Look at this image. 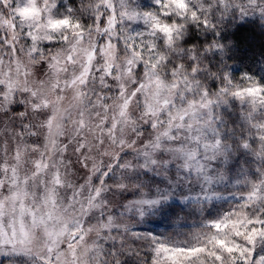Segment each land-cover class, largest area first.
Wrapping results in <instances>:
<instances>
[{
  "label": "rangeland",
  "instance_id": "1",
  "mask_svg": "<svg viewBox=\"0 0 264 264\" xmlns=\"http://www.w3.org/2000/svg\"><path fill=\"white\" fill-rule=\"evenodd\" d=\"M181 2L183 11L162 10L156 0H83L80 12L67 0H0V264L264 258V225L254 223L264 219V90L248 95L251 81L242 76L212 93L185 72L175 50L195 25L193 11L201 19L227 13L262 21L264 11L259 0H227V9L219 0ZM129 60L144 85L135 91L133 74L123 72ZM114 88L120 94L108 103ZM176 149L195 152L189 163L203 172L185 167ZM168 162L175 169L166 171ZM166 185L175 186V212L167 222L141 223L136 201ZM213 199L223 203L208 210ZM147 235L167 250L156 253Z\"/></svg>",
  "mask_w": 264,
  "mask_h": 264
},
{
  "label": "trees",
  "instance_id": "2",
  "mask_svg": "<svg viewBox=\"0 0 264 264\" xmlns=\"http://www.w3.org/2000/svg\"><path fill=\"white\" fill-rule=\"evenodd\" d=\"M67 1L72 9L76 8L80 12L85 10V6L82 4L83 0ZM151 1L146 0L149 4H151ZM82 14L84 15V12ZM210 21L213 24L211 30L193 25L186 30L181 39L180 49L177 48L179 50H177L176 60L182 63L185 72L192 71L195 67L196 73L194 74V78L198 82L199 87H206L212 93L220 90V85L224 82V73L229 75L231 81H235L242 76H249L264 83V21L247 16L237 17L235 14L231 15L227 13L222 15L214 14L210 17ZM100 35L103 36L104 32H101ZM213 41L218 46L211 48L209 46ZM193 48L200 57L196 64H193L188 59V52ZM137 68V62L129 60L123 70L124 73H129L130 76L133 74L131 78L134 91L139 89V85L137 84L142 79ZM135 72L138 75H134ZM211 73H216L220 79L213 78ZM109 91L111 95H109L107 102L111 103L114 101L113 99L119 96L120 91L115 88ZM181 91L178 90V92ZM178 92L176 93L177 96ZM175 132L174 128L168 131L169 134H174ZM166 143L168 144L169 141L166 140ZM173 164V162L166 163L165 170L175 169ZM219 165L220 163L217 166ZM148 170L151 171V169ZM169 203L174 205V207L178 206L177 203ZM222 203L223 201L221 200L213 199L210 202L208 210H214ZM206 216L210 217L209 215ZM197 223L203 225L202 222ZM160 227L159 225L157 230ZM149 229H152V227Z\"/></svg>",
  "mask_w": 264,
  "mask_h": 264
},
{
  "label": "snow or ice",
  "instance_id": "3",
  "mask_svg": "<svg viewBox=\"0 0 264 264\" xmlns=\"http://www.w3.org/2000/svg\"><path fill=\"white\" fill-rule=\"evenodd\" d=\"M213 2L215 3L216 0H213ZM251 3H253L254 5L256 4V0H250ZM157 5L163 10V9H167L169 7V5H174L177 6L180 10H185L186 9V5L184 3H180L179 5L176 4V0H164L163 3H161V0H156ZM219 4L224 7L225 9H227L229 7V4L227 2V0H219ZM259 7L261 8L262 11H264V3H260ZM209 11V9H202L203 13H207ZM122 14H126V13H122ZM167 14V13H165ZM146 15H148L146 13ZM129 18H133L132 16H129ZM96 20V22L98 24H103L104 23V19L102 16L96 17L94 18ZM191 19L194 22L195 25L199 26V27H203L204 29L207 30H211L213 28V24L210 21V18L208 15H204L203 18L201 19L198 15L196 11L191 12ZM70 22V21H69ZM79 26V25H77ZM129 39H131V37H129ZM218 45L216 44L215 41L212 42V44L209 46L211 48L217 47ZM209 50V49H208ZM199 56L196 53V50L190 49L188 52V59L193 63L196 64L199 60ZM143 70V69H141ZM193 74L196 73V68L194 67L192 69ZM171 75L173 76H179V70L175 69L174 66V71L171 73ZM211 76L215 79H220V77L216 74V73H211ZM248 80L251 81V85L246 88L244 91L248 94V95H255L256 93L260 92L261 90H264V86L259 85L254 79L252 78H246ZM185 81H187V76H185ZM223 81H224V85L220 88V92H227L229 90V88L232 86V81L229 78V75L227 73L223 74ZM139 87H144V85H140ZM236 96H241V92L240 91H236L233 93ZM134 96H138V93H134ZM204 96H207V91L205 90L204 92ZM179 117H172V119H177ZM152 128H156L157 124L153 123L151 124ZM168 127H171V121L169 122ZM262 129H264V126H261ZM160 135L162 136H168V131L165 130L163 132L160 133ZM169 139H171V137H169ZM260 140L264 141V135H261L259 137ZM159 139L156 138V143L153 146L154 148H158L159 147ZM146 147H148L146 145ZM244 147H247V145H244ZM177 152H180L183 156H184V166L185 167H193L195 166L198 172H203L204 170V165L199 164L198 162L195 165H191L189 163V161L193 160V158L195 157L196 153L195 152H188L184 149H176ZM123 155H126L123 154ZM145 155L148 156L149 153L145 152ZM153 164H155V161H152ZM110 173L105 174V182L110 178ZM149 179H151L149 177ZM204 180L210 185L212 183V177L208 176V175H204ZM153 183H155V181H153ZM159 183H164V180L160 181ZM124 185H121V188H123ZM97 195H99V191L97 192ZM177 196V193L175 191V186L172 185H166V187L161 190L160 188H157L156 193L154 195H150L149 198L146 199H141L136 201V203L138 205H141L142 207H140L138 209L139 213H140V217L141 219V223H147L149 220H153V221H159V220H163L165 222H167L170 219V214H173L175 212V207L174 205H172L171 203H169L170 199H173ZM202 198H210V195H208V191L207 189L203 190V197ZM181 199V203L183 202V199H186V197H183V195L181 194L180 196ZM225 219H228V217H225ZM254 223H260L261 225H264V219L258 220V221H254ZM136 239H139L140 237L137 236L135 237ZM145 241H151L152 244H155V252L159 253L162 250H167L164 247L163 241L160 239H156L155 237L152 236H145L144 237ZM151 247V245H150ZM144 264H149L148 260L144 261ZM151 264H160L159 258L156 257L151 261ZM257 264H264V258H260L257 261Z\"/></svg>",
  "mask_w": 264,
  "mask_h": 264
},
{
  "label": "clouds",
  "instance_id": "4",
  "mask_svg": "<svg viewBox=\"0 0 264 264\" xmlns=\"http://www.w3.org/2000/svg\"><path fill=\"white\" fill-rule=\"evenodd\" d=\"M259 2H260V3H264V0H259ZM256 3H257V0H256ZM249 4L254 5L253 3L250 2V0H249ZM179 40H180V37H179V36L176 37V40H175V41L170 40V39H168V38L166 37V38H165V44H166L168 47H172L173 44H175V43L178 42ZM175 50H179V49H175ZM161 59H163V57H161ZM160 136H162V135H158V136H157V138H158L159 140H160Z\"/></svg>",
  "mask_w": 264,
  "mask_h": 264
}]
</instances>
